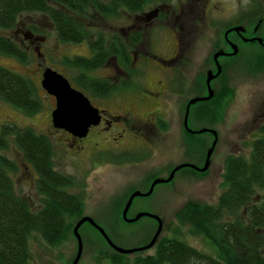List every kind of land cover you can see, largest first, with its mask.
<instances>
[{
	"label": "rangeland",
	"instance_id": "374dc122",
	"mask_svg": "<svg viewBox=\"0 0 264 264\" xmlns=\"http://www.w3.org/2000/svg\"><path fill=\"white\" fill-rule=\"evenodd\" d=\"M221 16L208 17L212 29H208L201 18H191L181 25L185 38V60L179 66L186 67L189 77H194L197 84L200 71L208 56L217 46L225 25H242L252 23V19L264 17V0H221L218 4ZM258 12V16H252ZM216 19V22L214 20ZM85 23L95 26L90 34L93 40H97L98 33L108 35L111 31L108 18L98 19L93 22L83 19ZM41 26L40 34L47 39L42 45V51L46 46L50 53L37 58L31 50L27 53V62L22 63L18 59L0 54V67L29 80L36 89L35 98L41 107L33 115H27L11 105L0 101V131L3 126L9 125L17 129H33L37 134L46 135L52 146L53 166L61 173L66 174L74 182L72 190L83 202L82 216L75 217L71 221L72 228L77 221L84 217H90L100 226L111 242L122 249H137L147 245L157 230V222L151 218L143 217L135 223H125L121 219L123 207L134 191L146 193L152 181L156 178L166 179L175 167L182 164H191L199 168L203 167L208 148L213 142L210 134L188 136L182 132L181 123L185 106L191 99L197 96L199 87H195L192 94H181L178 102H174L173 132L164 140L160 136L155 140L154 152L144 151L141 159H119L117 166H110L100 161L94 166L86 162L74 160L64 152L65 137L53 132L54 128L49 123L50 112L54 109L49 102L47 94L40 86V73L47 67L52 68L64 76L70 85L82 92L96 107L106 109L110 114L119 113L117 107L120 101L131 100L135 102L136 95L125 94L122 91L108 92V102H97L96 94L85 90L77 83L81 74L90 79L106 82L112 86V67L105 64L97 69L80 71L69 65L76 58H90L92 55L87 42L78 44L60 43L55 36L51 21L43 14L35 13L24 15L19 19L20 24H32ZM188 25H187V24ZM217 28H213V25ZM121 25V24H120ZM264 25V24H263ZM187 26V30L183 27ZM16 27V28H17ZM0 31V34L10 37L17 44L14 31ZM164 30V25L158 30ZM264 29V26H263ZM164 32V31H163ZM166 38V36H164ZM142 46H150L151 42L141 43ZM157 43H152L151 54L156 53ZM262 50L256 44L239 43L237 56L231 59L221 60L224 63L225 73L219 78L220 83L215 89V95L210 102H218L212 115L198 116L202 109L199 105L192 106L190 111L189 126L192 130L211 129L217 133V142L210 158V164L205 173H192L186 169L175 173L171 182L156 185L152 194L146 198H135L127 213V218L132 219L139 213L155 215L163 223V228L158 239L178 237L187 245L204 253L211 254L212 248L201 237L191 236L188 229L180 226L175 218V213L188 201L214 205L223 191L221 175L224 171V159L227 156H241L247 159L250 155L251 144L262 136L261 128L264 125V65H256ZM37 63L40 65L37 66ZM148 66H154L153 60H149ZM188 66V67H187ZM150 72V73H149ZM145 76L143 72L132 74L130 81L134 83L132 90L138 92L144 78L152 82L156 73L149 71ZM84 75V76H85ZM143 76V77H142ZM216 84V83H215ZM196 86V85H195ZM202 86L203 83H202ZM216 86V85H215ZM187 88V87H186ZM185 88V90H186ZM133 91V92H134ZM113 93V94H112ZM186 100V101H185ZM211 104L207 106L211 109ZM194 109L200 113L193 115ZM196 111V112H197ZM4 149H0V155L5 156L16 166V172L11 174L15 192L28 199L34 208L41 205V198L32 189L28 170L21 151L13 143L12 137H7ZM123 158V157H122ZM74 195V194H73ZM125 202L122 204V202ZM122 201V202H121ZM121 202V203H120ZM122 205V206H121ZM78 233L83 244L82 256L79 264H111L105 257L112 253L111 248L102 236L88 223L83 224ZM30 264H69L77 252V241L72 232L57 247L47 245L39 235L33 234L29 238ZM154 247L146 251L126 255L127 260L134 259L137 255H152Z\"/></svg>",
	"mask_w": 264,
	"mask_h": 264
},
{
	"label": "trees",
	"instance_id": "16d2710c",
	"mask_svg": "<svg viewBox=\"0 0 264 264\" xmlns=\"http://www.w3.org/2000/svg\"><path fill=\"white\" fill-rule=\"evenodd\" d=\"M113 1L134 9L155 0ZM113 11L96 0H0V31L15 29L24 15L43 14L51 21L60 43L86 41L89 44L90 58L69 62L73 68L86 72L106 64L110 46L102 37L91 40L90 30L80 19L92 12L107 18ZM0 54L27 62V53L2 34ZM255 64L264 65V51ZM84 75L82 73L76 81L92 94L104 96L114 89L106 82ZM35 94L36 89L29 80L0 67V101L33 115L41 107ZM217 103H197L204 109L201 113L194 109L193 115H212ZM260 132L262 136L252 142L247 159L232 155L224 159L223 191L214 205L188 201L174 215L176 222L187 228L191 236L201 237L210 245L211 254L173 237L158 239L152 255H137L127 260L126 255L111 249L112 253L105 258L111 264H264V125ZM7 137L13 138L25 163L38 173L42 207L33 213L26 198L15 192L11 174L16 172V166L0 155V264H30V236L37 234L47 245L57 247L72 232L71 221L82 216L83 202L79 196L65 191L71 179L53 171L52 146L47 136L33 129L5 125L0 131V149H4ZM184 169L195 173L192 169Z\"/></svg>",
	"mask_w": 264,
	"mask_h": 264
},
{
	"label": "flooded vegetation",
	"instance_id": "af4514ba",
	"mask_svg": "<svg viewBox=\"0 0 264 264\" xmlns=\"http://www.w3.org/2000/svg\"><path fill=\"white\" fill-rule=\"evenodd\" d=\"M96 1H101L103 5L107 4L114 10L107 17L109 22H112L109 26L111 31L105 36L101 33L96 35L98 38L102 37L103 41L110 46V55L106 64L110 65L113 71L111 78L114 80L112 81L114 89L112 92L122 91L125 94H134L136 100L132 103H128L131 100L126 99L120 101L121 103L117 107L119 113L110 114L108 110L96 107L88 99L90 104L98 110L100 119L96 125L89 127L85 136L78 137L68 131L54 128L53 132L60 133L66 139L64 143L66 155H69L71 159L84 161L89 165L94 166L100 161L102 163L107 161L108 165L117 166L119 159L127 158L136 161V159H141L144 151L154 152L156 149L155 140L162 136L159 140L163 141L167 135H171L173 132L174 116L178 117V114L173 112L174 102H178V97L181 94H192L195 87H199L196 92L197 96L194 98L207 97L206 77L209 72L214 76L217 73V66H219V74L210 81V88L214 96L215 89L220 84L218 83L219 77L225 73L224 63L221 60L237 56V54L235 56L229 55L232 53L231 45L236 46L239 52V43H243V38H261L264 43V17H257L258 12L252 14L253 18L257 17L256 20L252 19V23L245 24V26L226 24L221 39L218 41L214 38V42L217 41L219 44L213 47L212 54L206 59L196 84L195 78L189 77L186 73L187 68L183 65L179 66L180 63L184 64L186 58L184 52L186 33H182L181 25L185 21L188 23L197 17L203 20V24L208 29H212L208 17L216 16L215 18L220 20V18H217L221 16L217 6L221 3V0H155L141 4L134 9L116 4L113 0ZM87 18L92 22L105 19L95 12L87 13L86 16L82 17L80 22L91 31L95 29V26L83 21ZM191 18L193 19L190 20ZM216 19L214 22H216ZM161 25H164V30H158ZM51 26L53 28L52 24ZM213 26V28H217L216 24ZM238 26L243 27L245 32L237 34L231 31L225 36L227 30ZM183 28L185 31L187 30V26ZM40 30L41 26L35 23L20 24L14 33L21 48L26 52L31 50L37 58L42 57L44 61L45 56L50 53V48L46 46L44 51L41 50L42 45L47 43V39L40 34ZM91 40H93V36ZM149 41L151 42L150 46H142V42L147 43ZM152 43H157L155 54H151L149 50ZM250 44H256L262 52L264 51V47L257 42ZM216 53H223L224 56L218 57L215 61L213 57ZM151 59L154 66L147 65ZM39 65L37 63V66ZM149 71L156 73L155 80L152 82H149L148 78H144L143 82L139 80L142 89L138 92L134 90L131 92V86L134 84L132 80L130 81L131 73L143 72V76L146 77ZM43 72L40 73V86ZM202 83L204 86H202ZM108 94L104 96L95 95L97 96V102H108ZM47 98L49 102H52L55 109V98L49 94H47ZM210 100L203 102H210ZM186 102H189V100ZM191 108L187 118V125L190 130H192L189 126ZM185 109L181 129L183 133L192 135L184 128ZM49 123L52 125L51 119ZM22 165L25 170H28V174L31 173L32 189L38 193L42 200L38 173L30 164L22 163ZM53 171L61 174L54 166ZM61 175L66 176V174ZM73 183L71 180V184L65 188V191L76 195L72 190ZM26 200L33 213L41 209L42 205L34 208L32 203L28 199Z\"/></svg>",
	"mask_w": 264,
	"mask_h": 264
},
{
	"label": "water",
	"instance_id": "95a60500",
	"mask_svg": "<svg viewBox=\"0 0 264 264\" xmlns=\"http://www.w3.org/2000/svg\"><path fill=\"white\" fill-rule=\"evenodd\" d=\"M231 31H234L237 34L245 32L243 27L238 26L233 29L227 30L225 33V36L229 34ZM242 42L243 43L257 42L259 45H262L264 47V43L261 38H253V39L243 38ZM231 49H232V53L229 55L235 56L238 52V48L234 45H231ZM220 56H224V54L216 53L213 58L216 61L217 58ZM219 72H220V68L219 66H217V73L213 76L211 72H209L206 77V85L208 89L207 97L191 99L187 103L186 109H185V117H184L185 130L190 134L200 135V134L208 133L212 135L213 137V142L206 152L203 167L199 168L191 164L179 165L170 172V175L168 178L154 179L149 187V190L146 193H141L138 191L132 192L123 207L121 219L125 223H128V224L135 223L143 217L151 218L157 222V225H158L157 230L155 234L153 235L152 239L150 240V242L147 245L137 248V249L119 248L111 242V240L108 238V236L106 235V233L100 226H98L90 217L84 216L77 221V223L74 225L73 230H72L73 235L77 241V252H76L74 259L72 260L70 264H79V261L81 259L82 251H83V244H82L81 237L78 233V230L85 223H88L90 226H92L102 236V238L105 240L108 246L113 251L121 255H130V254L137 253L140 251H146V250L151 249L155 245V243L157 242L161 234L162 228H163V223L160 220V218H158L155 215H151V214L139 213L134 218L128 219L127 213L135 198L149 197L152 194L156 185L167 184L171 182L175 173L179 171L180 169L190 168L199 173H205L207 171L209 164H210L211 155L214 151V148L217 142V133L216 131L211 130V129H202L198 131H192L188 128L187 118H188L189 110L193 105L203 102V101H208L213 97V91L210 88V81L213 78H215L219 74ZM41 87L47 94L53 96L56 101L55 109L51 113V122H52L53 128L57 130H65V131L72 133L75 136L82 137L86 135L89 127L96 125L98 123L100 119L98 110L95 109L90 104V101L88 100L87 97H85L80 91L73 88L70 85V83L67 81V79L61 74L57 73L56 71H53L50 68H46L42 75Z\"/></svg>",
	"mask_w": 264,
	"mask_h": 264
}]
</instances>
